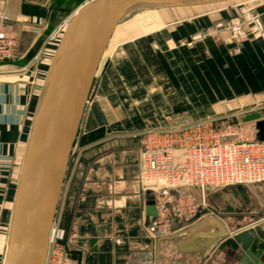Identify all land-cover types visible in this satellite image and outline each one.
<instances>
[{
  "label": "crops",
  "instance_id": "0c3cea01",
  "mask_svg": "<svg viewBox=\"0 0 264 264\" xmlns=\"http://www.w3.org/2000/svg\"><path fill=\"white\" fill-rule=\"evenodd\" d=\"M86 1L60 10L63 0H0V36L18 42V56L0 61V264L39 93L63 28ZM247 8L260 14L261 32L217 27ZM158 10L166 14L150 28L145 20L115 34L96 74L54 220L63 264H264V182L191 188L205 207L157 238L147 206L157 208L158 194L140 177L141 144L157 132L264 104V0Z\"/></svg>",
  "mask_w": 264,
  "mask_h": 264
},
{
  "label": "water",
  "instance_id": "95a60500",
  "mask_svg": "<svg viewBox=\"0 0 264 264\" xmlns=\"http://www.w3.org/2000/svg\"><path fill=\"white\" fill-rule=\"evenodd\" d=\"M233 0H88L63 28L45 75L21 163L2 264H45L69 159L115 27L136 11ZM264 139V119L256 122ZM156 215L155 201L147 206ZM247 234L230 242L237 246Z\"/></svg>",
  "mask_w": 264,
  "mask_h": 264
},
{
  "label": "built area",
  "instance_id": "2783aa9c",
  "mask_svg": "<svg viewBox=\"0 0 264 264\" xmlns=\"http://www.w3.org/2000/svg\"><path fill=\"white\" fill-rule=\"evenodd\" d=\"M243 24H252L257 32L263 29L260 14L249 8L217 27L235 30ZM210 33L207 31L195 38L201 39ZM17 56V40L0 36V61ZM207 123L201 121L188 127L159 131L158 139L155 138L157 136L151 137L141 144L142 185L158 194L156 216L151 223L152 233L157 238L173 232L174 218L188 220L205 207L204 198L197 200L189 191L191 188H198L204 193L207 188L264 182V139L257 138L256 125L228 124L220 130ZM167 191L173 192L171 208L168 207ZM63 237L64 230L54 232L52 227L50 242ZM54 257V264H63V248L55 251ZM47 261L45 264H48Z\"/></svg>",
  "mask_w": 264,
  "mask_h": 264
},
{
  "label": "rangeland",
  "instance_id": "374dc122",
  "mask_svg": "<svg viewBox=\"0 0 264 264\" xmlns=\"http://www.w3.org/2000/svg\"><path fill=\"white\" fill-rule=\"evenodd\" d=\"M79 1H83V0H63L62 3H63L64 7H63V9H60V10H64V9L71 10L74 2L79 3ZM165 12L166 11H161V10L160 11L159 10L158 11H153V10L136 11L133 14H131L130 16H128L123 21L122 24L115 27L113 34H112V36H114L113 41H112V43L109 44V46L106 49V52L104 53V55L102 57L101 63L99 65V68L97 71V75H99L100 70L105 63L107 56L110 54V52L113 48V44H115V39L117 38L115 36V34L121 28H124V27L130 28L134 24H136V22H143L145 20H146V22H149L147 24H150V26L146 27V28H150L153 25V23L159 21L160 18L164 17V15L166 14ZM155 26L156 25H154L153 27H155ZM128 37H131V36L130 35H123L121 38L126 39ZM93 87H94V83H93ZM93 87H92V90L90 93V98L92 96V92L94 91ZM90 98H89V101H90ZM213 114H214L213 118L207 119V117L205 116L206 119L204 121L208 122L207 124H211L216 129L223 130L228 124H236V123H244L248 127H251V126L255 125L258 120H261V118L264 119V104L263 103H257V104H252V105L241 104L240 107H237L235 109H228V110H227V108H224V109L218 108V110L214 111ZM53 227H54V232H56L57 229H62L57 225V223H54ZM64 238H65V236L60 240H52L50 242L49 251H48L49 253L47 255V259H48L47 263L48 264H54L55 263V259H56V257H54L55 251H57L59 248H63L62 243H63Z\"/></svg>",
  "mask_w": 264,
  "mask_h": 264
},
{
  "label": "bare ground",
  "instance_id": "6f19581e",
  "mask_svg": "<svg viewBox=\"0 0 264 264\" xmlns=\"http://www.w3.org/2000/svg\"><path fill=\"white\" fill-rule=\"evenodd\" d=\"M7 240V239H6ZM4 256V255H3ZM4 258V257H3ZM3 262V261H2Z\"/></svg>",
  "mask_w": 264,
  "mask_h": 264
}]
</instances>
